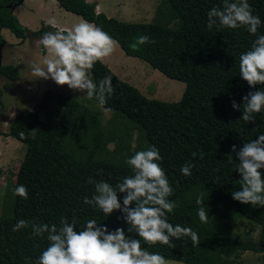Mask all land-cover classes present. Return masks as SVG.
Masks as SVG:
<instances>
[{
    "label": "trees",
    "instance_id": "obj_1",
    "mask_svg": "<svg viewBox=\"0 0 264 264\" xmlns=\"http://www.w3.org/2000/svg\"><path fill=\"white\" fill-rule=\"evenodd\" d=\"M21 1L0 0V29L8 28L22 40L40 38L54 30L47 23L33 31L22 24L11 8ZM57 1L65 10L101 27L128 56L144 60L170 78L185 81L187 87L176 102L149 98L105 62H97L92 69L94 79L110 75L114 86L105 107L114 116L127 118L129 125L110 127L100 110L61 88H49L32 108L22 110L12 120L7 133L0 130V134L13 136L27 146L13 188L24 185L28 190L27 199L13 196L11 214H0V264H29V258L35 264L48 247L46 238L31 236V228L12 230L21 219L59 225L62 216L69 221L76 217L77 231L87 220L95 219L110 231L123 228L126 235L139 239L135 233L127 232L128 225L120 211L106 216L84 204L83 198H91L95 191L94 184L88 183L89 177L114 186L132 174L125 161L152 145L160 150L162 167L174 188L170 199L178 203L168 215L169 222L192 228L200 243L194 246L190 237L173 238L176 247L170 248L141 240L143 248L186 264H239L244 252L264 251V207L243 204L232 197L233 191L242 190L232 145L239 152L245 142L264 134V113L256 115L255 124L240 119L243 97L264 89V85L250 87L239 70L240 55L251 48L256 37L243 28L208 30L207 13L222 6V0H163L157 19L166 22H127L98 12L95 2ZM249 4L253 14L260 17L259 33L264 34V0H249ZM140 35L149 36L155 43L133 51L130 44ZM6 43L0 32V47ZM0 74L17 80L20 70L15 65L0 64ZM8 89V82L0 86V99ZM233 101L241 106L240 110L233 109ZM34 129L38 130L32 139L30 132ZM22 131L26 139H21ZM193 153L197 154L195 158ZM186 163L194 164L191 176L181 172ZM100 169L102 176L97 175ZM260 171L264 176V169ZM125 195L118 193L122 205ZM198 197L204 200L207 222H201L197 214ZM239 218L262 226L261 242L230 231V224Z\"/></svg>",
    "mask_w": 264,
    "mask_h": 264
},
{
    "label": "clouds",
    "instance_id": "obj_2",
    "mask_svg": "<svg viewBox=\"0 0 264 264\" xmlns=\"http://www.w3.org/2000/svg\"><path fill=\"white\" fill-rule=\"evenodd\" d=\"M253 12L249 0H222V6L213 7L207 13V28L209 31L214 28H243L256 37L251 48L242 53L239 59L240 76L255 88L264 85V34L259 33L262 21ZM36 43L47 51V56L42 63L33 62L30 65L33 76L51 79L60 86L67 85L72 90L84 93L90 100L95 98L105 111H111L105 105L114 93L112 77L106 75L96 81L92 72L97 62H103L115 51L117 42L107 32L82 20L66 32H45ZM147 43L155 41L147 35H140L130 44V48L139 51L140 46ZM232 107L236 110L241 108L235 101ZM242 110L240 119L246 124H255L256 115L264 113V89L245 95ZM37 130L30 132L32 139H35ZM19 135L21 139L27 138L23 131ZM231 153L238 158L235 171L240 174L242 189L232 192L233 199L264 207V176L260 171L264 169V134L245 142L239 152L236 145H232ZM231 153L228 154L229 163L233 158ZM196 155L193 153L194 158ZM200 159H203L202 154ZM162 161L160 150L152 145L125 161L132 174L114 186L103 179L94 181L92 177L88 178V183L94 184L95 191L91 198L85 196L83 203L99 209L106 216L120 211L128 225L127 232L135 233L139 239L126 235L123 228L110 231L95 219L87 220L77 231V218L69 221L63 216L59 225L21 219L12 230L31 228L32 237L47 239L48 247L35 264H169L161 254L143 248L141 240L148 245L159 243L170 248L176 247L172 243L173 238L180 240L190 237L194 246L200 241L198 233L192 228L169 222L168 215L173 213L178 203L170 199L174 195V188L162 167ZM193 167L194 164L186 163L181 168L182 174L191 176ZM97 175L102 176L103 169L98 170ZM118 193H126L123 205ZM14 195L27 199L26 186H17ZM196 203L200 206L197 211L199 219L207 222L209 216L203 198L198 197Z\"/></svg>",
    "mask_w": 264,
    "mask_h": 264
},
{
    "label": "rangeland",
    "instance_id": "obj_3",
    "mask_svg": "<svg viewBox=\"0 0 264 264\" xmlns=\"http://www.w3.org/2000/svg\"><path fill=\"white\" fill-rule=\"evenodd\" d=\"M101 2L103 12L110 17H115L127 22H152L165 20L157 19L158 8L163 0H97ZM56 2V4H54ZM51 11L52 15L66 16L69 26L83 21V17L60 7L56 0H42L26 2L16 8V13L22 24L32 29H40L42 27V18ZM16 14V15H17ZM28 15L30 24H25L21 16ZM32 22V23H31ZM45 23V22H44ZM171 24H173L171 22ZM31 29V30H32ZM58 28L49 31H57ZM33 31V30H32ZM1 34L6 39L7 43L0 47V64L15 65L20 70V76L17 80H10L0 74V86L5 83L10 84V89L6 90L0 99V130L3 133L9 131L12 120L24 109L32 108L41 98L46 89L61 88L68 93L78 97L84 104L93 109H98L102 112L104 123L110 127L118 124L120 126L129 125L125 122L129 120L114 116L111 111H105L103 107L94 99H88L84 93L70 89L67 85H57L51 79L37 78L32 75L30 65L33 62L42 63L47 51L38 46L36 41L39 39L29 37L27 39L18 38L8 28H1ZM119 45H116L114 55L110 58L115 63L112 67L120 72L115 73L124 81L138 87L141 92L149 98H156L166 102H176L181 100L185 93L187 84L185 81L170 78L160 70L153 68L149 63L136 57L128 56L125 52H118ZM121 48V47H120ZM123 58H120L121 54ZM119 54V55H118ZM130 57V58H127ZM110 58L103 61L107 65L110 64ZM110 65L109 67L113 70ZM113 117V118H112ZM110 119H113L111 122ZM132 145L136 146L137 132ZM112 149L114 144H109ZM27 146L13 136L0 134V214H11L12 203L14 201L13 185L17 181V174L21 163L25 158ZM230 231L243 238H253L261 242L262 226L252 224L246 218H239L230 224ZM263 245L264 243L261 242ZM169 264H186L176 260H168ZM239 264H264V251L254 252L246 251L241 257Z\"/></svg>",
    "mask_w": 264,
    "mask_h": 264
},
{
    "label": "crops",
    "instance_id": "obj_4",
    "mask_svg": "<svg viewBox=\"0 0 264 264\" xmlns=\"http://www.w3.org/2000/svg\"><path fill=\"white\" fill-rule=\"evenodd\" d=\"M31 2V1H34V0H23V1H21V2H19L17 5H16V7H15V9H14V12L16 11V8L19 6L20 7V5H24L26 2ZM36 1H41L42 2V0H36ZM57 1V0H56ZM88 1H90V2H95V3H97V5H99V7H100V10H99V12H103V7H102V5H101V2H99V1H97V0H88ZM58 2V1H57ZM54 4H56V2L54 3ZM49 11V13H50V15L49 14H46L45 16H44V18H42V23H47V24H51L54 28H58L59 30H64V31H67V30H71L72 29V27L71 26H69V24H68V21L66 20V16H61L60 14L59 15H52L51 14V11L50 10H48ZM15 14H17L16 12H15ZM77 15V14H76ZM17 16H18V14H17ZM79 16V15H78ZM21 19L24 21V23L25 24H30V17L28 16V15H24V16H21ZM50 21H54V23H50ZM32 23V22H31ZM42 26V25H41ZM29 28H30V25H29ZM39 28H41V27H39ZM30 29H32V28H30ZM32 30H37V29H32ZM118 44V43H117ZM119 45V44H118ZM120 51H123L124 52V50L122 49V48H120V45H119V47H118V52L120 53ZM126 54V53H125ZM114 55V54H113ZM119 55V54H118ZM123 53L120 55V58H123ZM127 55V54H126ZM110 58V57H109ZM127 58H130V57H127ZM106 60H108V58L107 59H105L104 61H106ZM111 64H115L113 61H112V59L110 58V66H111ZM108 65V66H109ZM112 67V66H111ZM112 68H114V67H112ZM117 69H113V71H115L116 73H119L120 74V72H118V71H116ZM129 83V82H128Z\"/></svg>",
    "mask_w": 264,
    "mask_h": 264
},
{
    "label": "built area",
    "instance_id": "obj_5",
    "mask_svg": "<svg viewBox=\"0 0 264 264\" xmlns=\"http://www.w3.org/2000/svg\"><path fill=\"white\" fill-rule=\"evenodd\" d=\"M96 9H97V11L99 12V10H100V7H99V5H97Z\"/></svg>",
    "mask_w": 264,
    "mask_h": 264
},
{
    "label": "water",
    "instance_id": "obj_6",
    "mask_svg": "<svg viewBox=\"0 0 264 264\" xmlns=\"http://www.w3.org/2000/svg\"><path fill=\"white\" fill-rule=\"evenodd\" d=\"M17 5V4H16ZM16 5H11V8L15 9Z\"/></svg>",
    "mask_w": 264,
    "mask_h": 264
}]
</instances>
